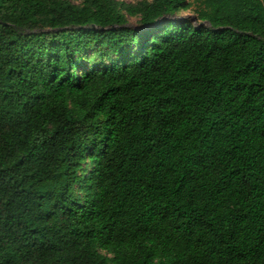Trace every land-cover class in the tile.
<instances>
[{
	"label": "trees",
	"instance_id": "obj_1",
	"mask_svg": "<svg viewBox=\"0 0 264 264\" xmlns=\"http://www.w3.org/2000/svg\"><path fill=\"white\" fill-rule=\"evenodd\" d=\"M0 264H264V0H0Z\"/></svg>",
	"mask_w": 264,
	"mask_h": 264
},
{
	"label": "rangeland",
	"instance_id": "obj_2",
	"mask_svg": "<svg viewBox=\"0 0 264 264\" xmlns=\"http://www.w3.org/2000/svg\"><path fill=\"white\" fill-rule=\"evenodd\" d=\"M71 1H73L75 3H80L81 2V0H71ZM125 1H127V2H133V1H136V0H125ZM183 15L185 17H189V18H192L193 17V13L191 11H186V12L183 13ZM177 18H179V15L176 16L173 19H177ZM130 24L133 25V26H135V27H137V20L135 18H130Z\"/></svg>",
	"mask_w": 264,
	"mask_h": 264
}]
</instances>
